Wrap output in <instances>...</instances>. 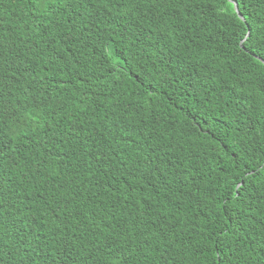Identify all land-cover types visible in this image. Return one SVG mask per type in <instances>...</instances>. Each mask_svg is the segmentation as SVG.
<instances>
[{"label":"trees","instance_id":"16d2710c","mask_svg":"<svg viewBox=\"0 0 264 264\" xmlns=\"http://www.w3.org/2000/svg\"><path fill=\"white\" fill-rule=\"evenodd\" d=\"M236 3L0 0V264H264V0Z\"/></svg>","mask_w":264,"mask_h":264},{"label":"water","instance_id":"95a60500","mask_svg":"<svg viewBox=\"0 0 264 264\" xmlns=\"http://www.w3.org/2000/svg\"><path fill=\"white\" fill-rule=\"evenodd\" d=\"M231 3H233L232 2V0H229ZM234 4V3H233ZM237 4V3H236ZM234 6H235V4H234ZM235 10H236V12L238 13V15H239V17L243 20V21H245L244 20V18L242 17V15L240 14V12H239V9H238V7L237 6H235ZM249 35V34H248Z\"/></svg>","mask_w":264,"mask_h":264},{"label":"snow or ice","instance_id":"6c2138e0","mask_svg":"<svg viewBox=\"0 0 264 264\" xmlns=\"http://www.w3.org/2000/svg\"><path fill=\"white\" fill-rule=\"evenodd\" d=\"M232 2L235 4V6L238 7V4H236V0H232Z\"/></svg>","mask_w":264,"mask_h":264}]
</instances>
